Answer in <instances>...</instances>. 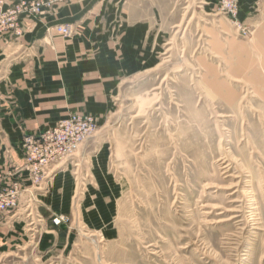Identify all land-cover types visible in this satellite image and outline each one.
Wrapping results in <instances>:
<instances>
[{
  "label": "rangeland",
  "instance_id": "374dc122",
  "mask_svg": "<svg viewBox=\"0 0 264 264\" xmlns=\"http://www.w3.org/2000/svg\"><path fill=\"white\" fill-rule=\"evenodd\" d=\"M157 1L159 40L132 45L102 111L27 133L91 123L38 182L0 183L20 184L0 264H264V0Z\"/></svg>",
  "mask_w": 264,
  "mask_h": 264
},
{
  "label": "crops",
  "instance_id": "0c3cea01",
  "mask_svg": "<svg viewBox=\"0 0 264 264\" xmlns=\"http://www.w3.org/2000/svg\"><path fill=\"white\" fill-rule=\"evenodd\" d=\"M1 1L4 9L22 0ZM117 6L124 17L119 32L111 29ZM159 10L157 0H72L39 17L22 14L16 29L0 33V183L20 177L28 182L25 134L53 124L81 100L88 110L102 111L104 93L131 57L132 45L159 40ZM64 23L75 27L73 36L55 30ZM3 217L0 252L12 244L8 239L19 222L14 215Z\"/></svg>",
  "mask_w": 264,
  "mask_h": 264
},
{
  "label": "built area",
  "instance_id": "2783aa9c",
  "mask_svg": "<svg viewBox=\"0 0 264 264\" xmlns=\"http://www.w3.org/2000/svg\"><path fill=\"white\" fill-rule=\"evenodd\" d=\"M62 0H22L4 9L0 7V33L9 29H16L22 14L36 15L51 3ZM0 4L2 1L0 0ZM222 9L233 11L236 8L234 0H222ZM60 32L70 31L69 25H59ZM91 123L79 117H69L59 121L56 125L42 130L34 135L27 134L23 141L25 168L29 171L32 181L38 182L45 170L52 163L58 161L73 151L90 131ZM20 184L12 182L11 187L0 191V210L15 205L16 194Z\"/></svg>",
  "mask_w": 264,
  "mask_h": 264
}]
</instances>
